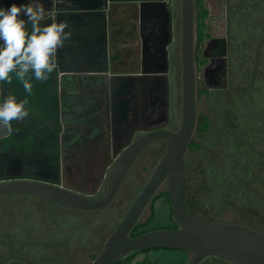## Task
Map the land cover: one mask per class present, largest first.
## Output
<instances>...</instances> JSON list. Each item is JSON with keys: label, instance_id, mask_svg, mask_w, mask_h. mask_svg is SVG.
<instances>
[{"label": "flooded vegetation", "instance_id": "obj_1", "mask_svg": "<svg viewBox=\"0 0 264 264\" xmlns=\"http://www.w3.org/2000/svg\"><path fill=\"white\" fill-rule=\"evenodd\" d=\"M211 1L213 12L208 0L204 3L208 10V36L204 39L197 34L196 5L194 12L197 104L203 96L216 100L217 115L228 112L224 131L264 159L263 151L234 133L233 101L241 95L231 83L232 60L237 58L233 48L241 43L246 23L263 27L259 47L264 46V0ZM36 2L42 3L47 13L41 24L51 23L52 18L57 22L67 20L66 31H71V37L57 51L58 68L51 78L44 83L33 80L29 117L13 122L11 129L0 126V186L38 182L91 200L104 199L125 150L154 132H177L182 126V0H0V8ZM21 18L27 20L26 16ZM209 21L215 30L209 28ZM27 28L30 32L31 23ZM246 40L247 45L254 41L253 37ZM238 47L239 53L242 46ZM243 52L246 65L253 60L257 67L259 62L263 65L258 81L264 88V49L255 56L251 55L252 48ZM12 83L3 85L5 96L9 92L18 98L28 95L18 80L14 78ZM209 123L210 131V117ZM166 151L164 139L146 146L130 166L112 202L101 209L78 210L34 196L0 194V264H71L72 253L79 250L73 244L86 238V233L93 229L101 234L116 232L124 219L111 231L109 222L120 214L115 207L117 199L121 195L128 199L129 191L141 188L138 198ZM146 169L152 172L147 178L141 176ZM263 171L264 161L246 192L264 203V194L255 189ZM164 192L168 193L167 180L149 206ZM188 194L189 183L187 205ZM56 209L77 215L51 214ZM189 211L207 221L232 223ZM59 234L71 236L68 240ZM64 241L68 244L63 245ZM95 249L100 250V246ZM97 257L93 256L90 264ZM192 258L189 254L183 264H189ZM216 263L231 264L217 257H208L200 264Z\"/></svg>", "mask_w": 264, "mask_h": 264}, {"label": "rangeland", "instance_id": "obj_2", "mask_svg": "<svg viewBox=\"0 0 264 264\" xmlns=\"http://www.w3.org/2000/svg\"><path fill=\"white\" fill-rule=\"evenodd\" d=\"M207 3L209 10L213 12L212 1L208 0ZM246 25L242 31L240 30L241 43L238 41V44L233 48L235 53L237 52V58L232 60L231 83L241 96L239 98L237 97L239 94H237V99L233 101L232 123L236 135L248 141L249 145L264 152V121L262 120L264 119V88H261L258 81L259 71L263 65L259 62L257 67L254 60L249 66L246 65L244 62L245 52H243L248 47L253 49L252 56H255L258 50L262 52L264 46L260 48L259 42L263 37V27ZM209 28L215 30L212 21H209ZM248 37H253L255 42L252 41L253 43L247 45L248 40L246 39ZM238 46L244 48L241 47L239 53ZM255 71H257L256 77L253 76ZM215 101L213 99L207 100L203 96L197 104L198 116L201 113L209 116L212 128L202 138H198L194 134L193 138L200 142V148L196 152L189 151L186 154L189 209L193 214H198L201 217L205 216L213 220H224L264 230V203L246 192L247 185L253 179L264 159L255 154L247 145L229 137L223 129L228 120V112L226 110L222 116L217 115L219 110L215 106ZM243 104H245L244 107H242ZM158 160L156 159L155 165ZM151 173L146 169L141 176L147 178ZM255 189L264 194V171L255 185ZM140 190L141 188L138 190L135 188L129 191L128 199H124L122 195L117 199L118 204L115 207L120 210V214L109 222L111 231L126 216ZM218 193L220 194L218 195ZM155 204V208L148 206L142 214L139 220L140 230L150 228H157L156 230H158L165 226H174L175 221L169 206L163 200ZM59 212L60 210H57L51 214H76V212L68 211L66 213ZM44 213L50 214L48 211H44ZM110 235L109 231L108 234H101L96 229L86 233V238L78 241L77 245L73 244L75 247L78 246L79 250L75 253L71 252V257L74 260H70V263L90 264L93 256L100 255ZM59 236H67L66 238L69 240L71 235L59 234ZM64 243L63 245L68 244L67 241ZM95 246H100V250H94ZM146 258L153 260V264H183L184 261L186 262L182 254L164 249L147 254H138L133 260L125 264H135Z\"/></svg>", "mask_w": 264, "mask_h": 264}, {"label": "water", "instance_id": "obj_3", "mask_svg": "<svg viewBox=\"0 0 264 264\" xmlns=\"http://www.w3.org/2000/svg\"><path fill=\"white\" fill-rule=\"evenodd\" d=\"M184 25V106L182 126L177 132L158 131L124 151L113 174L108 195L91 200L38 182L0 186V194H22L78 210H96L109 205L127 171L155 139L167 142L166 154L137 200L110 236L100 255L91 264H118L128 256L150 249L167 248L193 255L189 264L217 257L231 264H264V232L245 225L212 222L192 215L187 205L186 154L197 124L194 58V0H182ZM167 180L168 195L177 229H159L131 238L130 235Z\"/></svg>", "mask_w": 264, "mask_h": 264}, {"label": "clouds", "instance_id": "obj_4", "mask_svg": "<svg viewBox=\"0 0 264 264\" xmlns=\"http://www.w3.org/2000/svg\"><path fill=\"white\" fill-rule=\"evenodd\" d=\"M46 18V10L39 2L0 8V126L5 128L11 129L13 122L29 117L33 80L44 83L51 78L58 68L57 51L71 37V31H66L67 20L57 22L52 18L51 23L42 25ZM14 78L28 94L24 98L13 92L4 95L3 85H12Z\"/></svg>", "mask_w": 264, "mask_h": 264}, {"label": "trees", "instance_id": "obj_5", "mask_svg": "<svg viewBox=\"0 0 264 264\" xmlns=\"http://www.w3.org/2000/svg\"><path fill=\"white\" fill-rule=\"evenodd\" d=\"M204 3H205V0H195L196 14H197V16H196V18H197V34H198L200 39H204L206 36H208V34L206 33L207 25H206V22H205L207 17H208V10L205 8ZM202 94L203 93L201 92V95ZM197 123H198V126H197V129H196L195 135L198 136V138H202L208 133V131L210 129L209 117L206 114L201 113L198 116ZM199 148H200V142H198V140L193 138L191 143L189 144L190 151H195L196 152V151L199 150ZM161 197H163V198L160 199ZM159 199L163 200L169 206L170 213L173 214L168 193L164 192L161 195L157 196L155 198V200H153L151 206H154V208H155L156 207L155 203L157 202V200L159 202L160 201ZM140 228H141V225L137 224L135 226V228L133 229L130 237L133 238V237L139 236V235H141L143 233H147V232H150V231H153V230L157 229V228H150V229H146V230L145 229L140 230ZM177 228H178V225L175 222L173 227L165 226L163 229H177ZM251 228L257 229L258 227H251ZM257 230H259V229H257ZM164 249L175 251V252H178V253L182 254L183 258L185 260L188 258V255H189L187 252L173 250V249H167V248L150 249V250L134 253V254L128 256L127 258H125L124 260H122L121 262H119L118 264H125L126 262L133 260V258H135L138 254H141V253L147 254V253H150L152 251L164 250ZM153 263H154L153 260H151L149 258H146L143 261L137 262L135 264H153Z\"/></svg>", "mask_w": 264, "mask_h": 264}]
</instances>
